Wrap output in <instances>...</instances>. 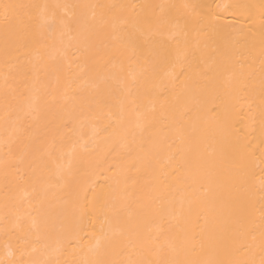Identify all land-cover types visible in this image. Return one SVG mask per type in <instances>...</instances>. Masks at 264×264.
Returning <instances> with one entry per match:
<instances>
[{"label":"bare ground","instance_id":"bare-ground-1","mask_svg":"<svg viewBox=\"0 0 264 264\" xmlns=\"http://www.w3.org/2000/svg\"><path fill=\"white\" fill-rule=\"evenodd\" d=\"M0 264H264V0H0Z\"/></svg>","mask_w":264,"mask_h":264},{"label":"snow or ice","instance_id":"snow-or-ice-1","mask_svg":"<svg viewBox=\"0 0 264 264\" xmlns=\"http://www.w3.org/2000/svg\"><path fill=\"white\" fill-rule=\"evenodd\" d=\"M184 7H190L189 5H185ZM191 7H194V6H191Z\"/></svg>","mask_w":264,"mask_h":264}]
</instances>
